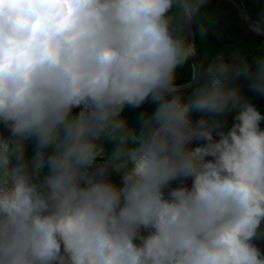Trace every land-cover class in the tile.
I'll return each instance as SVG.
<instances>
[{"label":"clouds","instance_id":"1","mask_svg":"<svg viewBox=\"0 0 264 264\" xmlns=\"http://www.w3.org/2000/svg\"><path fill=\"white\" fill-rule=\"evenodd\" d=\"M211 2L0 0V264H264V44L193 75Z\"/></svg>","mask_w":264,"mask_h":264},{"label":"trees","instance_id":"2","mask_svg":"<svg viewBox=\"0 0 264 264\" xmlns=\"http://www.w3.org/2000/svg\"><path fill=\"white\" fill-rule=\"evenodd\" d=\"M238 1V0H236ZM245 6L253 13L259 10L260 4L254 0H242ZM206 15H220L221 23L216 26L217 30L222 33L221 36L213 34V31H208L204 36H201L196 26L193 27L192 43L196 49L198 64L205 57L213 58L217 53H223L227 57L233 50L242 49L248 51L256 44H264V37L255 35L249 32L238 20V14L234 7L225 0H212L211 4L205 10ZM199 23H204L202 18ZM192 66V64H191ZM193 70V67H192ZM193 74V71H192ZM189 76V67L186 65L183 69L178 70L177 83H182ZM253 102L257 105L258 110L264 114V98H254ZM130 117L134 114L129 110L127 113ZM261 127L264 128V122ZM115 179H118L114 175ZM264 248V244L261 245Z\"/></svg>","mask_w":264,"mask_h":264},{"label":"water","instance_id":"3","mask_svg":"<svg viewBox=\"0 0 264 264\" xmlns=\"http://www.w3.org/2000/svg\"><path fill=\"white\" fill-rule=\"evenodd\" d=\"M225 1L230 3L234 7V9L236 10L238 15H239V11H237V7H239L240 10H243L246 7L242 0H238V1H236V0H225ZM192 32H193V29L191 30V33ZM262 37H264V36H262ZM188 39H189V42L192 43V34L188 37ZM191 64L193 67V75H194V69H195L196 65L198 64V60H197L196 55L191 59Z\"/></svg>","mask_w":264,"mask_h":264},{"label":"rangeland","instance_id":"4","mask_svg":"<svg viewBox=\"0 0 264 264\" xmlns=\"http://www.w3.org/2000/svg\"><path fill=\"white\" fill-rule=\"evenodd\" d=\"M249 8V7H248Z\"/></svg>","mask_w":264,"mask_h":264}]
</instances>
